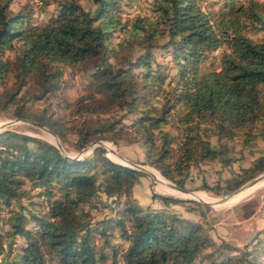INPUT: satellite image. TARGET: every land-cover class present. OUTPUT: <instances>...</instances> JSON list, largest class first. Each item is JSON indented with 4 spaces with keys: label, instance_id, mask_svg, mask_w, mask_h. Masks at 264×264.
I'll list each match as a JSON object with an SVG mask.
<instances>
[{
    "label": "trees",
    "instance_id": "trees-1",
    "mask_svg": "<svg viewBox=\"0 0 264 264\" xmlns=\"http://www.w3.org/2000/svg\"><path fill=\"white\" fill-rule=\"evenodd\" d=\"M11 1L0 0V110L13 105L15 116L61 140L74 132L78 148L98 139L138 142L141 163L182 190L189 167L201 162L239 164L227 191L264 170V0H224L218 9L201 0H150L149 15L124 20L119 0H86L88 7L38 0L41 11L54 3L45 24L33 22L30 9L11 10ZM116 30L122 35L113 43ZM256 32L263 35L248 34ZM216 50L217 68H205ZM64 67L91 69L71 100L59 94ZM49 97L56 111L50 100L28 111V101ZM141 174L100 145L70 157L42 138L0 131V211L8 207L0 264H264V227L250 248L215 241L201 223L167 207L138 205L131 188ZM27 183L43 198L42 214L10 207ZM99 192L111 198L113 213L92 220ZM17 235L24 242L10 260Z\"/></svg>",
    "mask_w": 264,
    "mask_h": 264
},
{
    "label": "rangeland",
    "instance_id": "rangeland-1",
    "mask_svg": "<svg viewBox=\"0 0 264 264\" xmlns=\"http://www.w3.org/2000/svg\"><path fill=\"white\" fill-rule=\"evenodd\" d=\"M224 0H201V5L205 9H218ZM84 7L90 6L86 0H81ZM208 5V7H206ZM54 3L50 2L45 6V10L39 9L38 0H12L9 8L13 11L17 10H31L32 21L39 24H45L49 15L53 13ZM150 0H119V15L122 20L130 19L135 15H149ZM250 36L257 38L263 35L262 32L248 33ZM122 31H115L112 34L111 42L115 43L120 39ZM10 55L12 52H7ZM156 59L167 62L170 65L169 55L166 53L157 52ZM219 50L213 52V56L206 59L203 66L207 69L217 68V56ZM90 68L86 69H73L64 67L60 81L59 94L64 98L71 100L85 90L86 80ZM172 71V70H171ZM51 101L52 109L57 110V107L49 97L47 99L28 101V111L33 113L42 107H45L47 101ZM14 130L21 133H26L39 138H42L49 143L56 145L62 154L70 157H85L90 154L91 148L96 143L89 141L84 146L78 148L75 143L74 132H67L61 140L56 135L50 133L45 126H39L34 123L31 118H21L13 114V105H9L6 109L0 110V131ZM101 140L104 154L114 161L128 160L130 162L141 164L143 169H139L143 174L139 175L132 185L131 193L134 201L141 207H167L179 214L182 217L189 218L202 224L206 232L215 240L224 239L230 245L241 248L248 244L251 247L253 239L264 227V176L257 179L250 185H244L246 181L238 187L227 191L225 189L226 179L229 178L232 171L238 167V163L234 162L230 168H221L217 163L201 162L197 165L189 167L186 178L185 186L188 188L186 195L184 192H166L165 186L174 184L172 181L160 176L149 168H144L148 164L141 163L142 152L141 146L138 142H125L123 139L117 140L114 144L110 139ZM107 140V141H105ZM259 145L264 144V139L258 141ZM32 146V143L29 142ZM120 158H119V157ZM247 155L240 165H245L250 160ZM151 166V165H148ZM152 167V166H151ZM154 168V167H153ZM155 169V168H154ZM156 170V169H155ZM264 171V170H263ZM262 172V171H261ZM260 174L257 173L256 175ZM254 175V176H256ZM157 176L160 178L157 179ZM253 176V177H254ZM202 182H206L210 189L201 188ZM175 185V184H174ZM246 186L252 187L251 189L244 190ZM27 192L18 199H11L10 207L19 208L22 205L23 213L30 215L31 213L42 214L44 212L41 200L42 196L38 194V189H31L30 184H26ZM217 187V188H215ZM241 187V188H240ZM240 188V189H239ZM238 189V190H237ZM159 193L167 196L185 199L183 202L167 203L164 204L158 198H153L151 193ZM192 192V193H191ZM100 201L96 202V206L91 209L92 220L100 219L104 215L113 213L110 208L111 198L99 192ZM206 198L204 201L202 198ZM8 215V207L3 206L0 211V217ZM33 221L28 223L29 227H33ZM7 225L0 224V229ZM260 235V234H259ZM262 237V236H261ZM113 241H118V237L114 235L111 238ZM14 244L12 245V252L8 255V259L15 258L14 252L17 251L24 239L20 236H15ZM2 255L0 254V258ZM119 264V263H118Z\"/></svg>",
    "mask_w": 264,
    "mask_h": 264
},
{
    "label": "water",
    "instance_id": "water-1",
    "mask_svg": "<svg viewBox=\"0 0 264 264\" xmlns=\"http://www.w3.org/2000/svg\"><path fill=\"white\" fill-rule=\"evenodd\" d=\"M34 123H36L37 125H39V126H43L42 124H40V123H38V122H35L34 121ZM47 129V128H46ZM48 130V129H47ZM49 131V130H48ZM50 132V131H49ZM51 133V132H50ZM93 143H96L97 145H100V146H102L103 147V145H102V142H101V140H94V141H92ZM55 147H57L56 145H54ZM58 148V147H57ZM106 155V154H105ZM68 156V155H67ZM107 156V155H106ZM108 157V156H107ZM119 157V156H118ZM109 158V157H108ZM120 158V157H119ZM110 159V158H109ZM120 159H122V161H114V160H112V159H110V160H112V161H114V162H117V163H121V164H124V165H127V166H129V167H131V168H134V169H143L142 167H141V164H138V163H134V162H130V161H128V160H124L123 158H120ZM262 176H264V171H262V172H260V174H258V175H256V176H254V177H252L251 179H249L248 181H246L244 184H246V185H250V184H252L253 182H255L257 179H259L260 177H262ZM173 186H174V188L175 189H177V190H179V191H182V192H186V191H184V190H182V189H180L179 187H177L176 185H174V184H172Z\"/></svg>",
    "mask_w": 264,
    "mask_h": 264
},
{
    "label": "bare ground",
    "instance_id": "bare-ground-1",
    "mask_svg": "<svg viewBox=\"0 0 264 264\" xmlns=\"http://www.w3.org/2000/svg\"><path fill=\"white\" fill-rule=\"evenodd\" d=\"M142 167V166H141ZM144 168H149L150 170H153V171H155L159 176H160V174L156 171V170H154L152 167H149V166H144ZM160 178H162L161 176H160ZM158 176H157V179L159 180L160 179ZM246 184H244V185H242L241 187H243V186H245ZM240 187V188H241ZM239 188V189H240ZM252 187H249V186H246L245 188H243V191L244 190H248V189H251ZM164 190L166 191V192H177V191H179V190H177V189H175L174 188V186L173 187H171V186H165L164 187ZM238 190V189H237ZM180 192H182V191H180ZM185 193V192H184ZM192 193V192H191ZM186 194V193H185ZM186 195H189V194H186ZM204 201H206V198H202Z\"/></svg>",
    "mask_w": 264,
    "mask_h": 264
}]
</instances>
